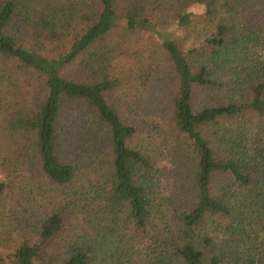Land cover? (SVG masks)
Listing matches in <instances>:
<instances>
[{
    "label": "trees",
    "instance_id": "obj_1",
    "mask_svg": "<svg viewBox=\"0 0 264 264\" xmlns=\"http://www.w3.org/2000/svg\"><path fill=\"white\" fill-rule=\"evenodd\" d=\"M198 21L193 46L167 32ZM145 32L170 195L112 100ZM0 115L3 165L26 174L0 180V264H264V0H0Z\"/></svg>",
    "mask_w": 264,
    "mask_h": 264
},
{
    "label": "rangeland",
    "instance_id": "obj_2",
    "mask_svg": "<svg viewBox=\"0 0 264 264\" xmlns=\"http://www.w3.org/2000/svg\"><path fill=\"white\" fill-rule=\"evenodd\" d=\"M197 14H202L205 11V7L195 6ZM202 21L194 23L195 25L191 28L186 29L185 27H178L177 24L173 23L171 28L167 29V32H170L174 38L183 46L189 47L198 43V33L201 29H203L204 25L198 26ZM131 42L132 45L129 44V55L122 58L121 62H119V71H126V74L122 77V84L120 88L114 91V95L112 100H114L117 104V101H120L118 104L122 111H126L131 114L130 119L136 121V123H140L142 127L145 129L144 133H141L137 138V142L140 145H143L145 149L149 152L151 156H153L157 162L158 167L160 169L159 176L162 181V186L164 189H168L166 195H170V187L174 186L177 182L173 179V169L174 166L169 163L170 153L168 149L171 145V141L167 138H164V135H167V131L163 127V119L166 115L165 106H161V95L165 94L162 85L156 84V80H159L162 75L158 73L161 70V67L165 66L167 63L165 61V55L161 52L160 49L157 48L156 42L150 38V33H142L138 39H133ZM151 66V67H150ZM154 69V71H151ZM81 70V68L77 65H73L65 69V71H70V75L78 74L75 70ZM134 73V74H128ZM136 73H141L142 77L147 76V80L144 78H140ZM152 75V76H150ZM150 76V77H149ZM40 81L35 76V82ZM156 82H155V81ZM23 81V76H22ZM167 90V89H166ZM201 98L198 99L197 103H200ZM118 106V107H119ZM3 118L0 115V128ZM156 125L157 127H154ZM160 131H159V130ZM163 132L162 135L158 134L159 132ZM169 132V131H168ZM7 138L4 135L2 129H0V180H4L13 184L15 178H21L26 175L23 171H21L20 164L17 166V171L14 176L9 177L5 166L3 165V159L8 157L7 153L10 152L9 148L3 147L2 143H8ZM18 188L14 187L10 194H13L17 191ZM82 224L81 219H77V217H70V225L67 226V231L70 233H76L75 231L80 228ZM146 238L140 237L138 238L139 242L135 241L133 245L135 246L137 255L136 258L140 260L142 255L146 251H144V247L146 248L145 243L148 242ZM127 242V241H126ZM126 242H122V244L126 245ZM143 250L144 253H138V249ZM0 251L8 252L6 248L0 246Z\"/></svg>",
    "mask_w": 264,
    "mask_h": 264
}]
</instances>
